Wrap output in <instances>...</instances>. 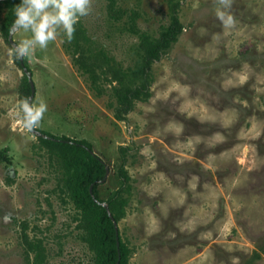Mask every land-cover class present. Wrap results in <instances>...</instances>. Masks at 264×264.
I'll use <instances>...</instances> for the list:
<instances>
[{
  "label": "rangeland",
  "instance_id": "rangeland-1",
  "mask_svg": "<svg viewBox=\"0 0 264 264\" xmlns=\"http://www.w3.org/2000/svg\"><path fill=\"white\" fill-rule=\"evenodd\" d=\"M175 3L184 31L152 65L151 97L119 121L113 72L139 63L141 33L159 38ZM214 7L215 0H116L115 19L109 0H92L71 41L61 34L23 58L34 101L48 105L36 129L92 145L110 169L103 201L122 186L125 147L130 187L118 225L131 264H264V0H233L231 29ZM7 11L0 2V264H32L25 234L44 246L47 264H94L61 160L17 124L25 73L8 54ZM82 33L96 42L92 55L107 54L97 68L100 97L75 64ZM28 35L14 34L15 44ZM6 148L10 164L1 159Z\"/></svg>",
  "mask_w": 264,
  "mask_h": 264
},
{
  "label": "trees",
  "instance_id": "trees-1",
  "mask_svg": "<svg viewBox=\"0 0 264 264\" xmlns=\"http://www.w3.org/2000/svg\"><path fill=\"white\" fill-rule=\"evenodd\" d=\"M109 1L112 17L119 19L122 12L115 9L116 0ZM3 3L8 9L5 16L4 33L7 42L10 43L9 35L15 19V7L21 3V0H6ZM180 6V3H175L171 7L170 23L163 28L159 38L152 39L148 34L141 33L140 48L143 54L134 68H130L127 72L119 70L113 72L115 79L119 82V85L113 88L116 99V105L113 108L117 120L125 121L137 102L147 101L151 97L152 65L161 60L184 31V25L179 16ZM81 37L83 39L79 38L76 43L77 50L74 52L76 55L80 54L75 64L80 65L81 71L90 77L92 89L100 97L103 95V91L97 85L99 80L97 68H102L99 61L106 58L107 54L100 50L98 54L92 55L91 53L97 51L96 42L85 33H82ZM86 41L90 43L88 44L90 53H86L83 49L82 43ZM15 61L23 71L26 68L32 73L24 60L15 58ZM20 87V100L25 97L30 98L32 91L27 74H24ZM36 130L46 136L39 137L42 145L51 153L57 154L61 160L60 163L64 171L63 187L79 211L81 226L86 233L85 240L95 254L94 264H131V249L122 239L120 230L117 234L111 216L103 206L104 203L108 204L109 211L117 223L126 216L130 178L125 167V147L120 148L122 164L118 171L122 186L107 201H103L99 196V187L105 181L107 164L94 152L92 145L83 139L56 136L40 129ZM7 152H9V148L4 149L1 153V159L10 164L12 159L7 155ZM91 187L93 194L90 193ZM24 243L28 252L34 255L32 264H47L45 248L41 243L31 241L26 234Z\"/></svg>",
  "mask_w": 264,
  "mask_h": 264
},
{
  "label": "clouds",
  "instance_id": "clouds-1",
  "mask_svg": "<svg viewBox=\"0 0 264 264\" xmlns=\"http://www.w3.org/2000/svg\"><path fill=\"white\" fill-rule=\"evenodd\" d=\"M91 3L92 0H21L15 7L10 35L21 31L30 35L9 48L8 54L16 59L29 57L37 48L47 49L61 34L71 41L75 26L82 17L90 14ZM232 3L233 0H215V16L226 29L233 28L237 23L231 12ZM18 104L17 124L32 132L43 120L48 105L43 100L37 102L28 97Z\"/></svg>",
  "mask_w": 264,
  "mask_h": 264
},
{
  "label": "water",
  "instance_id": "water-1",
  "mask_svg": "<svg viewBox=\"0 0 264 264\" xmlns=\"http://www.w3.org/2000/svg\"><path fill=\"white\" fill-rule=\"evenodd\" d=\"M2 1H6V0H0V2ZM9 41L12 45H15V41L13 39V35H9ZM21 60H23V58H21ZM23 67H24V64L22 63ZM24 72L25 74H27L28 78H29V82H30V86H31V91H32V94H31V99L34 101V98H35V95H36V87H35V83H34V80H33V75L32 73H30L26 68H24ZM33 133H35L38 137H46L44 136L42 133H40L39 131H37L36 129H34L32 131ZM107 171H106V177H105V180L107 179L109 173H110V169L109 167L107 166ZM90 193L93 194V189L92 187L90 188ZM103 206L107 209V211L109 212L110 216H111V219L114 223V226H115V229L117 231V234L119 233V225L118 223L115 221L114 217L112 216V214L110 213L109 211V206L108 204L104 203ZM119 264V263H118Z\"/></svg>",
  "mask_w": 264,
  "mask_h": 264
}]
</instances>
